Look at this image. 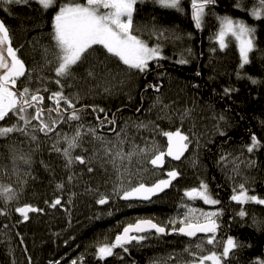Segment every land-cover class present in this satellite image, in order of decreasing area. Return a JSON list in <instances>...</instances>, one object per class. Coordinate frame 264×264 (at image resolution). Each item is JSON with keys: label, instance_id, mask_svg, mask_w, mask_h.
<instances>
[{"label": "trees", "instance_id": "trees-1", "mask_svg": "<svg viewBox=\"0 0 264 264\" xmlns=\"http://www.w3.org/2000/svg\"><path fill=\"white\" fill-rule=\"evenodd\" d=\"M61 2L63 0H57V6L47 12L35 3L11 5L10 12L4 10L5 5H0V19L10 29L12 46L19 49L18 55L26 67L34 70L31 87L38 86L35 82L38 76L48 78L44 86L49 93H44L45 97L59 89L51 66L43 71L40 69L45 64L46 48L49 49L47 58L52 59L51 22ZM235 2L216 0L208 10L203 28L196 29L190 16V0L183 2L185 14L160 8L153 0H144L137 5L134 14L135 34L150 46L159 44L165 59L152 62L147 74L129 73L116 58L105 59L103 48L97 45L95 51L74 68L75 79L64 82L67 95L79 96L77 107L88 106L84 120L94 127V116H103L92 112V106H98L105 109L109 118L115 114L116 124L111 125L115 132L124 129L130 138L141 133L137 138L140 144L147 141L152 132L134 129L140 121L152 122L166 131L181 128L191 137L189 151L178 164L179 179L166 194L151 203H134L135 206L130 207L121 202L113 194L107 175L93 164L95 170L92 173L87 171V165L79 163L71 169L65 168L62 157L51 150L46 140L55 137V133L47 137L37 133V143L18 133L0 138V185L10 186L16 194V199L7 204L0 199V209L8 212V215H0V264H29V260L31 264H49L56 260L60 264H69L81 256L83 264H186L192 257L184 249L191 246L195 251L194 245L199 240L185 239L176 233L153 236L142 246L129 245L127 253L117 249V255L105 261H99L95 252L98 244L110 243L123 226L137 219H152L170 230L169 219L181 214L180 205L188 202L183 198L184 190L198 186L201 180L221 201L215 208L224 210L217 239L226 241L232 236L243 245L234 251L227 264H252L257 259L264 260V205H244L247 215L241 218L237 215L241 205L230 200L233 187L239 183H246L249 194L264 198V19L255 20L246 11L256 0H242L245 10L235 8ZM225 15L243 19L256 28L257 50L251 54V63L240 78L237 76L239 53L235 42L229 38L228 48L220 51L214 39L219 27L216 17ZM154 29L167 30L166 37L158 39L153 34ZM181 58L187 59L188 63H176ZM94 65L97 75L92 79L87 72ZM249 77L258 83L253 84ZM26 82L21 79L19 87L22 89ZM149 84L160 85V91L147 88ZM105 88L109 91L105 92ZM225 88L233 91L226 95ZM163 104L169 105L166 111L172 119L160 118L165 115L161 111ZM50 105L46 99L45 106ZM185 109L191 110V116L181 122L179 114ZM220 116L224 119L220 120ZM14 122L9 120L8 124ZM74 129V124H63L57 131L65 135ZM253 133L261 140L262 147L248 153L246 146ZM143 137L145 139L140 140ZM155 138L165 144L163 136L156 135ZM79 150L73 154L81 153ZM20 156H31L30 164L23 163ZM221 156L227 159L221 161ZM250 160L255 161L254 167L247 166ZM233 161L239 163V175L233 171ZM146 168L154 177L159 173L147 163ZM69 175L74 177L71 183L68 182ZM159 178H153L151 182ZM59 182L64 183L62 192L55 188ZM99 194H109L111 199L107 204L99 205L96 203ZM57 196L61 198V205L50 208L45 201ZM112 197H117V204L113 203ZM24 204L44 211L30 213L28 221L19 222L22 218L14 209ZM193 206L213 210L202 201H195ZM211 251L222 252V244L215 248L206 246L203 254Z\"/></svg>", "mask_w": 264, "mask_h": 264}, {"label": "snow or ice", "instance_id": "snow-or-ice-1", "mask_svg": "<svg viewBox=\"0 0 264 264\" xmlns=\"http://www.w3.org/2000/svg\"><path fill=\"white\" fill-rule=\"evenodd\" d=\"M144 0H63L59 3L57 10L52 16L51 40L53 42L51 52L52 59H48L49 49H45V64L40 71L50 67L55 74L54 82L59 86L57 91H52L45 97L44 93H49V89L44 86L48 79L44 76L36 78L37 87L32 88L33 71L26 67L25 62L19 57V49L12 46L10 29L3 20H0V138H8L12 134H20L28 138L33 143L38 142L37 133H43L47 137L50 133H55L57 139L52 145V151L58 153L65 161L64 167L71 169L74 164L87 165V171L92 173L95 169L91 166L92 161L84 155H74L75 149L81 148L82 141L86 135H90L93 140L99 141L102 145V156H99L101 166L111 164L118 175L119 182L113 191L117 197L124 201L151 202L153 197L168 189L181 173L178 169H170L166 172V178L158 179L152 184H146L142 180L132 181L136 174L132 173L129 165L134 158L143 157L144 162L152 166V170L161 169L165 164V158L180 161L188 151L192 143L191 137L176 128L175 131L163 130L159 125L152 122L145 123L140 121L134 126L137 130L148 129L154 134L163 136L167 139L166 150L162 149L153 139L149 144L141 148L134 147L132 150L125 151L123 145L128 139L124 129L115 132L118 143L106 140L97 134L96 127L90 123H85V108L88 106L77 107L79 96L67 95L64 91L65 81L75 79L74 68L81 65L85 59L95 51L94 46H101L106 54L105 59L116 58L124 69L129 73L147 74L152 62H159L165 57L159 44L150 46L146 41L135 34L133 18L137 11V5ZM184 0H153L160 8L174 10L185 14L183 6ZM35 3L41 10H48L57 6V0H0V5H5V11L10 12L11 5H31ZM216 4V0H190V16L196 29H202L205 19L209 14V8ZM234 7L245 10L242 0H236ZM255 20L264 19V0H256L252 8L246 10ZM219 27L214 35L215 43L220 51H224L229 46V38L235 42L239 53V65L237 70L238 78L242 71L251 63V54L257 50L256 28L247 24L243 19H234L230 16L216 17ZM167 30H153V34L158 39L166 37ZM179 38V37H177ZM216 49L214 48L213 51ZM191 50L189 49V52ZM101 64L104 61L100 62ZM178 64H187L188 60L181 58L176 61ZM87 72L89 78L95 79L97 73L94 68ZM107 71V69H104ZM199 75V72H197ZM24 78L27 82L21 89L19 82ZM253 84L258 83L254 78L249 77ZM147 88L160 91V85L149 84ZM105 92L109 89L105 88ZM233 89L225 88V94H229ZM51 102V106H45V100ZM162 104V101L158 100ZM169 105L163 104L161 111L165 115L161 119H172L167 113ZM140 111V109H137ZM93 113H102L103 116L96 115L95 119L100 126L115 125V114L109 118L105 109L92 106ZM191 110L185 109L179 114L181 122L190 118ZM220 120L224 117L220 116ZM9 120L14 123L8 124ZM75 122V123H74ZM63 124H74L75 131L71 136L61 135L57 128ZM123 133V135H122ZM224 135L223 132L220 133ZM61 144L66 146H61ZM38 146V144H37ZM262 147L261 140L256 134H251L250 143L246 146L248 153H253ZM97 156V152L93 153ZM20 160L25 164H30L31 156H20ZM221 161L227 159L221 156ZM127 162V163H126ZM139 162V161H137ZM195 165V161H193ZM247 166L254 167L255 161H247ZM123 169V171H121ZM233 171L239 175V163L233 161ZM125 174H127L125 176ZM74 177L68 176L71 183ZM55 188L58 192L64 189V183H56ZM250 190L246 183H239L233 187L230 200L241 205V210L237 215L244 218L247 212L244 205L254 203L264 205V198L254 194H249ZM183 198L188 202L182 203L181 214L172 217L168 221L171 229L167 226L158 224L152 219H137L135 222L127 223L122 230L115 235L110 243L98 244L96 246V258L105 261L107 258L117 255V249L127 253L129 245H143V243L153 236L160 237L176 233L189 239L196 238L199 242L195 243V251L192 247H186L184 251L192 257L186 264H227L228 259L234 251L243 245L234 237L228 236L226 241H219L217 233L220 228V217L223 209L215 208L221 201L214 197L208 184L201 180L198 186L185 189ZM0 199L5 204L16 199L14 190L8 185H0ZM109 194H99L96 203L105 205L109 202ZM202 201L204 205L211 206L213 210H204L193 206L192 202ZM50 208H57L61 205V198L57 196L51 201H45ZM131 207L132 205L129 204ZM15 213L22 218L19 222L29 220L30 213H42L44 209L30 204L17 206ZM0 215H8V212L0 209ZM111 215V213H109ZM198 234H204L203 238ZM23 243V241H21ZM222 244V252H205L206 246L211 245L215 248ZM31 264V260H29ZM49 264H60L59 260L49 261ZM71 264H83V256L72 260ZM252 264H264V260L257 259Z\"/></svg>", "mask_w": 264, "mask_h": 264}, {"label": "rangeland", "instance_id": "rangeland-1", "mask_svg": "<svg viewBox=\"0 0 264 264\" xmlns=\"http://www.w3.org/2000/svg\"><path fill=\"white\" fill-rule=\"evenodd\" d=\"M134 129H136L135 126H134ZM141 130L142 131H144V130H151V126L148 129H140V131ZM74 131H75V129L73 130V132H71V134L67 132L65 135L71 136L74 133ZM150 133H151V136L147 139V141H145L142 144H140V142H137V138H139L141 136V133H139V135H137L136 137L135 136L134 137L132 136V138H130L128 136V134H127L128 139L126 140L125 144L123 145L124 150L125 151H129V150H132L136 146H139V147L143 148V147L146 146V142L150 144L153 141V139L155 140V142L161 148H163V146L165 148V145L166 144H162L160 141H158L155 138L156 135L153 133V131L150 132ZM97 134L100 135V136H103L106 140H110V141H112L114 143H118V138H117L116 134H103V133H99L98 131H97ZM122 135H123V133H122ZM56 138H57V136L46 139L49 142V145H50L51 148H52L53 143H55ZM54 139H55V141H54ZM143 139H145V138L143 137L140 140H143ZM61 146L63 147V146H66V145L61 144ZM78 149H75L74 152L75 151H78ZM80 150L82 152L79 153V154H77V155H84L89 160H91L92 161L91 164L95 165V167H97V170L98 171H101L103 174L107 175V177L109 178V180L111 182L110 188L114 189V187L116 186V184L119 182L118 175H117L116 171L113 169V167L111 166V164H105L104 166H101V161L99 159V156H102V154H103L102 153V145H101V143L99 141L93 140V138L90 135H86L84 137L83 141H82V146H81ZM94 152H97V156H95V157L93 156V153ZM62 160L64 161L63 158H62ZM137 161H139V162H137ZM63 163L65 164V161ZM129 168H130V170H131L132 173L136 174V175H134L132 177V181L133 182H136L138 180H142L146 184H151L152 183L151 180L153 178H159V173L158 172H157L158 173L157 176H155V177H154V175L152 176L149 173V171L146 168V163L144 162L143 157L134 158L133 161H132V163L129 165ZM176 168L178 169V165L176 166ZM121 171H123V169ZM126 175L127 174H125V176ZM113 194H115V193H113ZM112 198H113L112 200H114L113 203L114 204H117L116 203V200H115L117 197H112ZM192 203H194V202H192ZM128 204L134 205V203H128ZM110 209H113V207H111ZM204 210H210V209H207L206 208ZM69 264H71V262Z\"/></svg>", "mask_w": 264, "mask_h": 264}, {"label": "water", "instance_id": "water-1", "mask_svg": "<svg viewBox=\"0 0 264 264\" xmlns=\"http://www.w3.org/2000/svg\"><path fill=\"white\" fill-rule=\"evenodd\" d=\"M1 20V19H0ZM23 79V78H22ZM164 139H165V150H166V147H167V139L164 137ZM188 151H189V149H188ZM188 151H186L185 152V155H184V157L187 155V153H188ZM184 157H182V159L184 158ZM181 159V160H182ZM181 160L180 161H176V160H172L170 157H166L165 158V164H164V166L161 168V169H159V170H157V171H162V170H164L165 169V167H166V162L167 161H171L172 163H175V164H177V163H180L181 162ZM151 166V165H150ZM152 167V166H151ZM167 172V171H166ZM166 172H165V175H164V177L163 178H166ZM180 177V176H179ZM179 177L175 180V181H173L172 182V185L168 188V189H166L164 192H162V193H160V194H158L156 197H153L152 198V201L153 200H155V199H157V198H159V197H161V196H163L164 194H166L171 188H172V186L176 183V181L179 179ZM163 178H160V179H163ZM150 185V184H149ZM121 202H126V203H142V204H147V203H151V202H141V201H137V200H133V201H124V200H121V199H119ZM177 236H179V237H182V238H185V239H189V238H187V237H184V236H182V235H179V234H176ZM198 236H204V234H198Z\"/></svg>", "mask_w": 264, "mask_h": 264}, {"label": "flooded vegetation", "instance_id": "flooded-vegetation-1", "mask_svg": "<svg viewBox=\"0 0 264 264\" xmlns=\"http://www.w3.org/2000/svg\"><path fill=\"white\" fill-rule=\"evenodd\" d=\"M51 106V105H50ZM95 117L96 116H94V119H95ZM94 125H95V127H96V129L98 130V132L99 133H103V134H112V133H114L111 129H113L112 127H111V125H108V126H100L99 124H98V122L96 121V119H95V122H94ZM62 126V125H61ZM61 126H59L58 128H61ZM63 127H65V126H63ZM57 128V129H58ZM164 138V137H163ZM179 163H177V164H175V163H172V162H170V161H167L166 162V167H165V169L164 170H162V171H158L159 172V176H160V178H163L164 177V175H165V172L166 171H168V170H170V169H173V168H175V169H177L176 168V166L178 165ZM151 168V167H150ZM152 169V168H151ZM159 178V179H160ZM152 184V183H151Z\"/></svg>", "mask_w": 264, "mask_h": 264}, {"label": "bare ground", "instance_id": "bare-ground-1", "mask_svg": "<svg viewBox=\"0 0 264 264\" xmlns=\"http://www.w3.org/2000/svg\"><path fill=\"white\" fill-rule=\"evenodd\" d=\"M171 162V161H170ZM149 166H150V164H149ZM151 167V166H150ZM152 168V167H151ZM124 203H126V202H124Z\"/></svg>", "mask_w": 264, "mask_h": 264}]
</instances>
